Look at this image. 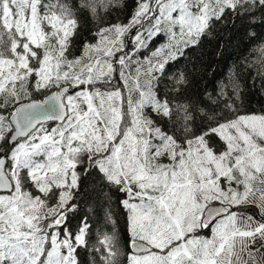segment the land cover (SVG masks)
Instances as JSON below:
<instances>
[{"label":"snow or ice","instance_id":"obj_1","mask_svg":"<svg viewBox=\"0 0 264 264\" xmlns=\"http://www.w3.org/2000/svg\"><path fill=\"white\" fill-rule=\"evenodd\" d=\"M237 20L264 0H0V264H264V42L211 90L160 86Z\"/></svg>","mask_w":264,"mask_h":264},{"label":"trees","instance_id":"obj_2","mask_svg":"<svg viewBox=\"0 0 264 264\" xmlns=\"http://www.w3.org/2000/svg\"><path fill=\"white\" fill-rule=\"evenodd\" d=\"M123 15L124 13H114V16ZM250 32L255 33V36H251ZM262 42H264V23H257L251 28L246 22L240 20H237L235 25L231 22L217 25L210 35L201 40L198 47L189 50L182 59L166 68L165 75L160 80V86L169 89L172 87V78L178 72H189L195 69L194 86L199 90L204 88L211 90L214 82L225 77L231 69L238 71L243 61H251L259 57L258 47ZM252 75L251 71L247 73L245 83ZM261 83L262 81L258 79L255 89L249 88L244 97L242 111H264V94L260 90ZM113 200L118 201V198L114 197ZM87 211L94 228L111 230V225H108L104 218L103 206L93 202ZM112 212L118 232L123 239H126L125 210L120 207L118 202H114ZM80 258L86 264V251L81 250Z\"/></svg>","mask_w":264,"mask_h":264}]
</instances>
